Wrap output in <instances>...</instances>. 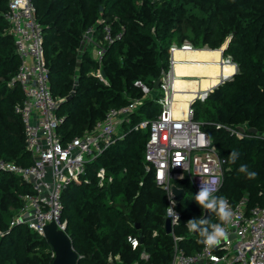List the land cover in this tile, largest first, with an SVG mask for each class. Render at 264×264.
Wrapping results in <instances>:
<instances>
[{
    "label": "trees",
    "instance_id": "16d2710c",
    "mask_svg": "<svg viewBox=\"0 0 264 264\" xmlns=\"http://www.w3.org/2000/svg\"><path fill=\"white\" fill-rule=\"evenodd\" d=\"M33 1L44 29L51 89L55 96L65 98L58 111L65 116L59 129L63 142L93 129L110 108L140 98L142 90L136 81L153 87L162 72L169 70L171 60L172 69L179 73L173 81L175 96L183 92L184 97H196V91L217 85L204 101L193 104L194 119L219 154L228 160L232 150L239 153L236 163L227 162L216 196L234 203L247 198L250 206L264 205V137L249 131L238 138L226 128L248 123L264 132V0ZM7 10L8 0H0V158L28 166L32 156L22 117L15 110L25 96L19 85H9L20 59ZM107 24L122 37L108 47L99 63L90 46L81 51L82 40L90 27L103 38ZM185 41L195 48H174L170 53L173 44ZM222 51L237 64V70L233 63V69L215 68L213 60L221 58ZM99 68L104 69L107 83L92 73ZM76 76L78 88L67 100ZM199 77H209L202 83L207 87H201ZM225 77L230 78L221 82ZM159 112L158 103L148 97L133 118H153ZM126 133L89 163L84 176L88 181L64 191L67 232L81 257L77 264H119L109 260L117 255L123 264H167L172 258L174 241L165 230L167 195L155 181L154 167L147 170L148 134ZM241 164L255 171L256 178L238 172ZM101 167L112 177L104 186H99L96 175ZM176 184L186 193L178 204L182 217L175 231L183 236L180 246L191 254L202 244L199 235L189 233L185 225L189 219L204 217L205 210L196 204V192L187 179ZM26 192L33 188L21 177L0 172V264H52L54 260L46 238L24 225L11 226L14 210L22 205L19 196ZM210 220L219 221L213 213ZM130 237L139 241L135 249ZM144 251L150 254L148 262L142 259Z\"/></svg>",
    "mask_w": 264,
    "mask_h": 264
},
{
    "label": "built area",
    "instance_id": "2783aa9c",
    "mask_svg": "<svg viewBox=\"0 0 264 264\" xmlns=\"http://www.w3.org/2000/svg\"><path fill=\"white\" fill-rule=\"evenodd\" d=\"M5 16L10 22L20 59L18 72L9 85H19L25 96L15 110L24 123L25 141L32 163L25 166L0 158V172L18 175L33 188V192L20 194L22 205L14 210L11 226L24 225L46 238L47 226L54 224L58 231L68 234L64 191L71 185L88 181L84 176L88 173L89 163L124 138L126 132L135 130L148 134L145 145L147 170L154 167L155 181L167 195L165 217L171 221L170 234L174 241L172 258L167 264H264V205L250 206L247 198L236 203L227 198L234 213V221L225 225L228 237L217 246L207 248L202 244L200 250L188 254L179 244L183 236L175 231L182 217L173 191L174 186H178L176 181L187 179L197 193L201 180L210 183L213 178H217L213 185V194L216 195L223 186L228 170L227 159L219 154L216 145L202 129L201 123L194 119L193 104L197 100L204 101L217 85L200 89L195 92L196 97H186L190 103L189 108L185 111L177 110L174 107L175 85L171 73L164 70L159 88L136 81V85L142 90L140 98H135L126 105L110 108L93 129L63 142L59 129L65 122V116L58 111L65 98L55 96L51 89L44 29L38 19L35 3L33 0H8ZM95 32V27L88 28L82 45L85 48L92 47V57L101 63L108 47L120 39L122 33H114L111 24L105 25L103 38L97 37ZM174 48L195 47L185 41L180 46L173 44L170 51ZM222 62L235 64L230 56L224 57L223 52ZM92 73L107 83L100 68ZM229 78L225 77L221 82ZM148 97L158 103L160 112L153 118L134 121V114ZM126 126L130 128L120 130ZM226 128L238 138L249 134L252 129L248 123ZM257 133L264 137V132ZM96 175L99 186L112 181L104 167L99 168ZM169 207L173 208L179 218L175 222ZM130 241L134 249L138 247L137 238L130 237ZM52 257L55 258L53 249ZM114 259L123 264L120 255L109 258L112 263ZM142 259L148 262L150 254L144 251ZM133 264L140 263L137 261Z\"/></svg>",
    "mask_w": 264,
    "mask_h": 264
},
{
    "label": "clouds",
    "instance_id": "9594fccd",
    "mask_svg": "<svg viewBox=\"0 0 264 264\" xmlns=\"http://www.w3.org/2000/svg\"><path fill=\"white\" fill-rule=\"evenodd\" d=\"M239 158V153L232 150L228 156L227 162L230 164L236 163ZM238 172L244 173L248 179H255L257 173L250 171L246 164H241L238 168ZM217 182V178H213L211 182L201 180L199 191L194 195V200L201 209L205 211H211L219 223H213L211 220L205 219L203 216L199 218H192L186 222L185 227L190 233H197L200 237L198 243L203 244L207 248H212L221 243L222 240H226L228 233L225 225L232 224L234 221V213L231 206L224 196L214 195V187ZM170 215L175 222L178 218L173 211V208L169 207Z\"/></svg>",
    "mask_w": 264,
    "mask_h": 264
},
{
    "label": "water",
    "instance_id": "95a60500",
    "mask_svg": "<svg viewBox=\"0 0 264 264\" xmlns=\"http://www.w3.org/2000/svg\"><path fill=\"white\" fill-rule=\"evenodd\" d=\"M101 75L105 78L106 75L104 69H101ZM78 80L79 77L76 76L74 90L67 97V100H70L74 96L78 88ZM159 84L160 80L155 83V88H159ZM251 131L255 133L257 132V129L252 128ZM173 191L178 202H180L184 198L186 193L185 189L176 185L174 186ZM211 215V211H205L204 218L210 220ZM165 230L168 234L171 233L172 226L170 219H166ZM45 234L47 241L55 251V258L52 264H77L80 261L81 257H79L78 253L74 250L71 238L68 234L63 231H58L54 224L47 226ZM195 235H197V233H195Z\"/></svg>",
    "mask_w": 264,
    "mask_h": 264
},
{
    "label": "rangeland",
    "instance_id": "374dc122",
    "mask_svg": "<svg viewBox=\"0 0 264 264\" xmlns=\"http://www.w3.org/2000/svg\"><path fill=\"white\" fill-rule=\"evenodd\" d=\"M207 47V46H206ZM208 48H210V47H208ZM91 52V55H92V47H90V48H88ZM82 52L84 51V48H83V50H81ZM172 51H170V53H171ZM223 52V51H222ZM214 64H215V68H218V67H220V66H222V67H226V68H232L233 69V64L232 63H223L222 62V55H221V58H220V55L218 56V57H215L214 58ZM167 71H169L170 73H171V78H172V80L174 81V78H176L178 75H179V73H178V70H176L175 68H173L172 69V64H171V60H170V67H169V70H167ZM204 79H207L206 81L208 82L209 81V77H199V80H200V82H201V87L202 88H205V87H207V84H203L202 85V83H203V81H204ZM197 85V87H199V85H200V83L199 84H196ZM200 87V88H201ZM175 88H176V86H175ZM200 91V90H199ZM197 92V91H196ZM182 94H183V92H177V96H175V100H176V102H175V106H176V109L177 110H179V109H182V103H179V101H181V100H186L185 98L186 97H184V96H182ZM195 94V93H194ZM184 110V109H183ZM127 128V130L130 128L129 126H126V127H123L122 129H120L121 131H124L125 129Z\"/></svg>",
    "mask_w": 264,
    "mask_h": 264
},
{
    "label": "bare ground",
    "instance_id": "6f19581e",
    "mask_svg": "<svg viewBox=\"0 0 264 264\" xmlns=\"http://www.w3.org/2000/svg\"><path fill=\"white\" fill-rule=\"evenodd\" d=\"M189 101L187 100H181L179 101V103H182V109L187 110L189 108V105L190 103H188ZM175 104V103H174ZM175 109H176V106L174 105Z\"/></svg>",
    "mask_w": 264,
    "mask_h": 264
},
{
    "label": "crops",
    "instance_id": "0c3cea01",
    "mask_svg": "<svg viewBox=\"0 0 264 264\" xmlns=\"http://www.w3.org/2000/svg\"><path fill=\"white\" fill-rule=\"evenodd\" d=\"M84 47H85V45L83 46V48H84ZM83 48H82V49H83ZM235 64H236V63H235ZM235 67H236V70H237V64L235 65Z\"/></svg>",
    "mask_w": 264,
    "mask_h": 264
}]
</instances>
